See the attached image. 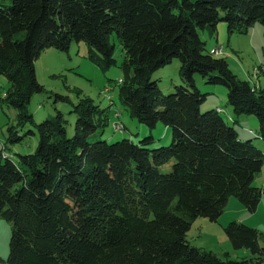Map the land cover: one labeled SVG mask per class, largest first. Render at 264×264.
Segmentation results:
<instances>
[{
	"label": "trees",
	"instance_id": "obj_1",
	"mask_svg": "<svg viewBox=\"0 0 264 264\" xmlns=\"http://www.w3.org/2000/svg\"><path fill=\"white\" fill-rule=\"evenodd\" d=\"M220 20L230 32L264 26V0H0V74L9 82L1 102L16 110V125L0 138V218L11 222L0 264H264L262 233L242 221L223 228L247 257H221L187 237L195 218L217 221L230 196L249 212L264 197L254 184L264 151L235 125L255 116L264 141V88L206 48L199 31ZM112 34L124 52L119 101L149 130L169 128L168 145L153 146L151 134L94 139L109 121L96 116L107 107L92 98L73 104L72 135L62 111L38 122L28 109L45 90L35 72L43 50L84 42L91 58L113 65ZM174 59L183 84L163 93L153 74ZM196 76L226 88L232 114L201 110L207 93ZM30 134L34 150H9Z\"/></svg>",
	"mask_w": 264,
	"mask_h": 264
},
{
	"label": "rangeland",
	"instance_id": "obj_2",
	"mask_svg": "<svg viewBox=\"0 0 264 264\" xmlns=\"http://www.w3.org/2000/svg\"><path fill=\"white\" fill-rule=\"evenodd\" d=\"M199 34L204 40L206 48L215 55L225 57L231 70L237 76L247 79L257 89L264 88V26L260 22L256 21L246 33H240L230 32L227 29V23L220 20L215 28L207 26L200 30ZM111 42L115 43L116 63L113 65L97 55H93L94 58H91L84 42H72L68 51H61L54 47L43 50L35 61V72L38 81L45 90L32 96L28 109L38 122L53 115L57 109L62 111L68 120V134L72 135L76 120V115L70 113L73 104L92 98L101 106L107 107V112L99 114V111H96V116L98 118L105 117L109 121L104 131L94 139H106L109 143L122 138L138 141L151 134L155 139L152 143L153 146L168 145L171 141L169 128L159 123L155 128L149 130L145 124L131 118L119 101L117 89L121 83L120 78L123 76L121 63L124 52L115 34H112ZM180 64L178 59H174L170 64L153 74V78L159 79V86L163 93L173 92L176 85L183 84L179 75ZM196 84L202 92L207 93V99L201 105L202 111L209 108L215 109L218 106L225 118L228 111L232 114V108L227 101V90L223 85L208 84L200 76H196ZM8 86L9 82L0 74V138L3 140L8 135V127L11 124L16 125L15 108L1 102V97ZM56 94L68 98L69 102L57 98ZM242 116L240 115L239 122L235 123L239 132L251 133L252 140L264 151V141L259 140L256 135L258 125L256 117L253 115ZM245 117L247 118L244 119ZM28 127H21L19 132L24 133ZM36 139V135H25L23 141L14 143L9 147V150L29 148L32 151L35 148ZM3 148L0 141V151L4 150ZM170 165L171 162L167 163L162 167V170H168ZM254 184L264 188V164L261 173L257 174ZM234 219H239V221L257 228L264 237V197L260 199L257 209L254 212H249L235 196H230L217 221H210L201 216L195 218L187 237L192 244L207 250L211 249L221 257L225 255L231 259L247 257L250 255L249 251L246 248L234 249L225 234L223 226ZM10 236L11 222L0 218V256L5 260L9 253Z\"/></svg>",
	"mask_w": 264,
	"mask_h": 264
},
{
	"label": "crops",
	"instance_id": "obj_3",
	"mask_svg": "<svg viewBox=\"0 0 264 264\" xmlns=\"http://www.w3.org/2000/svg\"><path fill=\"white\" fill-rule=\"evenodd\" d=\"M243 116H245V115H243ZM242 116V117H243ZM247 117H245L244 119H246ZM241 120H243V119H241ZM243 127V126H242ZM241 136L243 137V138H246V137H250L251 136V133H248V132H246V131H242L241 133ZM259 173H261V170H260V172H258L257 174H259ZM257 174H256V176H255V178H254V181H255V179L257 178ZM258 186V185H257ZM239 220V219H238ZM241 221V220H240Z\"/></svg>",
	"mask_w": 264,
	"mask_h": 264
},
{
	"label": "built area",
	"instance_id": "obj_4",
	"mask_svg": "<svg viewBox=\"0 0 264 264\" xmlns=\"http://www.w3.org/2000/svg\"><path fill=\"white\" fill-rule=\"evenodd\" d=\"M212 52V51H211ZM120 81H122V79L120 78ZM107 89V88H106Z\"/></svg>",
	"mask_w": 264,
	"mask_h": 264
},
{
	"label": "bare ground",
	"instance_id": "obj_5",
	"mask_svg": "<svg viewBox=\"0 0 264 264\" xmlns=\"http://www.w3.org/2000/svg\"><path fill=\"white\" fill-rule=\"evenodd\" d=\"M121 124V123H120ZM116 131V130H115Z\"/></svg>",
	"mask_w": 264,
	"mask_h": 264
}]
</instances>
